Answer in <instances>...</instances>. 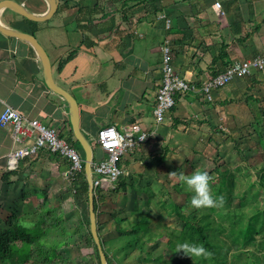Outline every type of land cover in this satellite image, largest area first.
Returning <instances> with one entry per match:
<instances>
[{"label": "crops", "instance_id": "crops-1", "mask_svg": "<svg viewBox=\"0 0 264 264\" xmlns=\"http://www.w3.org/2000/svg\"><path fill=\"white\" fill-rule=\"evenodd\" d=\"M16 1L33 13L47 9L44 0ZM215 1L221 3L223 15L215 13ZM59 9L58 19L51 20L52 16L45 21L2 9L0 22L49 44L50 53L45 51L53 79L75 98L79 127L92 145L93 158L102 156L94 148L102 126L111 124L122 132L137 124L152 133L144 144L123 156V176L112 187L121 195L119 199L125 200L131 192L144 195L148 186L161 191L152 186L168 185L167 171L175 162L181 167L189 138L203 135L210 139L219 128L228 127L234 134L240 127L246 130L250 111L244 98L264 100V70L253 71L215 90L213 101H206L200 91L178 93L162 123L153 117L162 80L163 45H169L174 72L200 88L226 64L262 51L264 0H59L54 14ZM69 54L72 57L58 69L60 60ZM4 104L58 129L65 139L76 140L68 105L45 85L34 49L0 32V111ZM31 142L32 137L15 141L11 127L0 126V220L44 195L61 199L64 210L68 201L80 200L66 176L69 166L62 156L41 149L22 157L16 168L8 167L7 154ZM80 154L84 158L82 149Z\"/></svg>", "mask_w": 264, "mask_h": 264}, {"label": "trees", "instance_id": "trees-1", "mask_svg": "<svg viewBox=\"0 0 264 264\" xmlns=\"http://www.w3.org/2000/svg\"><path fill=\"white\" fill-rule=\"evenodd\" d=\"M224 49L222 45L221 52ZM71 57L72 54H69L60 60L58 69ZM244 100L252 109V103L258 105L259 115L255 112L254 122L250 125L254 127L257 144L264 153V100L251 96H246ZM60 135L64 137V134ZM66 140L76 150H81L76 140ZM235 149L240 153L237 145ZM83 165L82 161L78 180L72 185L80 199L75 200L73 214L65 215L61 199L54 201L44 195L40 201H29L27 208L13 210L0 220V264H66L68 259L64 251L82 242L83 228L87 229L93 247L90 264H100L89 230ZM179 166L175 162L167 171L170 186L168 184L161 191H154L148 186L143 190L141 204L138 203L130 211L117 210L118 214H128V217L110 215L114 224L121 223V226H116L118 228L111 238L103 239L101 236L99 207L103 202L117 205L113 195L118 190H102L103 196L98 195V191L95 193L97 232L108 264L112 261L117 264H264V200L261 199L264 193V163L250 166L246 162L230 167L215 161L213 168L207 171L210 191L214 197L222 196L223 200L218 201L216 206L200 208L191 205L194 193L182 180L181 176L185 173ZM191 170L192 174L204 169L196 165ZM175 220L179 226L173 225ZM185 241L203 244L211 254L199 257L185 254L177 248ZM158 243H162L163 248L155 252ZM110 246L114 250L112 253L107 251Z\"/></svg>", "mask_w": 264, "mask_h": 264}, {"label": "built area", "instance_id": "built-area-1", "mask_svg": "<svg viewBox=\"0 0 264 264\" xmlns=\"http://www.w3.org/2000/svg\"><path fill=\"white\" fill-rule=\"evenodd\" d=\"M217 15H223L221 3L215 1L212 5ZM160 17L164 18V15ZM169 26V19L165 18ZM264 70V44L262 51L250 58L235 60L223 71L205 79L200 88L193 83L184 81L174 72L171 64L170 48L167 42L162 47V80L156 92L153 107V117L157 124L163 122L165 114L175 105V95L189 91H200L206 101L213 100V92L232 82L235 78L251 75L253 71ZM0 126H10L15 141L23 142L32 137L28 146H22L7 154V165L10 169L17 167L19 160L26 155H35L41 149L59 154L68 162L66 176L74 184L78 180L82 158L78 151L60 135L59 130L46 126L36 118L21 113L8 104L0 111ZM151 132L142 130L137 124L127 126L122 132L114 125H105L98 129L94 139V148L101 151L102 156H94L91 162L93 193L98 190H108L113 187L124 170L121 166L123 156L134 148L144 144ZM97 197V195H96Z\"/></svg>", "mask_w": 264, "mask_h": 264}, {"label": "rangeland", "instance_id": "rangeland-1", "mask_svg": "<svg viewBox=\"0 0 264 264\" xmlns=\"http://www.w3.org/2000/svg\"><path fill=\"white\" fill-rule=\"evenodd\" d=\"M60 15V9L57 11L56 14L53 15L51 20H56L59 18ZM37 38V37H36ZM39 43L42 45L44 49L49 51L50 53V47L49 44L42 39V37H39ZM213 101V100H212ZM254 108L249 107L250 113L249 115V121L244 122V125L246 127V130H248L251 135L246 130H243V127L239 128V131L234 134L233 131L227 127V129H220L219 131H216V134H214L213 137L210 139H207L206 137H203V135L200 136H194L191 139L189 138L188 141L191 143L190 145H184V154H183V160L181 165L182 173H185V175L191 174V169L194 166H201L205 171H210L213 166L214 162L217 161L219 163H226V165L233 167L237 164H243L246 163L250 166L253 164H262L264 163V153H262L261 147L259 144H257L258 138L256 137V133L254 130V127L250 125V123H253L255 118V112H258V105L256 103H252ZM252 114V115H250ZM247 121V120H245ZM218 124H221V121H219ZM223 124V123H222ZM223 127V125H222ZM254 132V134H252ZM264 132V128H263ZM89 138L92 140V137L89 136ZM226 140H229L226 142ZM238 146V150H240V153L237 152L235 149V146ZM78 153H81L80 149H77ZM246 161H244V160ZM212 175H215L212 173ZM254 179L255 177L252 176ZM171 185V180L168 183ZM71 186V185H70ZM156 190H162L165 186L163 185H154L152 186ZM104 191L98 190V195H102ZM121 194V193H120ZM124 195V194H122ZM116 197L118 205H114V203L111 202H103L99 207V214H98V222H99V228L100 233L103 239L110 238L115 234V230L121 224H114L112 221H110V215H119L120 216H126L128 217V214L119 213L117 210L120 211H130L131 209L136 207L138 203L143 202L144 195L139 194V196L136 195V193L131 192L127 193L126 199H122L119 197V194L113 195ZM119 196V197H118ZM181 198V196L178 197V200ZM262 201L264 200V193L261 194ZM74 202L71 200L65 204V210H67V215H71L73 213L71 208H73ZM29 202H25L24 207H28ZM116 206V207H115ZM85 209L83 210V213L85 215ZM103 214H106L103 216ZM71 217V216H70ZM2 220V219H1ZM172 222V221H171ZM173 225L179 226V222L177 220L174 221ZM118 226V227H115ZM83 239L82 244L78 245L76 248L72 250V248H67L66 251H64V255L68 256L70 258V262L67 261L66 264H90L91 259L90 255L93 253V247L89 238V234L86 228H83ZM75 238V237H74ZM163 242V239L160 240ZM153 247V246H152ZM160 248H163L162 243H158V245L154 248L155 252L159 251ZM107 251L109 253H112L114 250L112 247H107ZM71 258H74L71 260ZM111 264H117L115 261H112Z\"/></svg>", "mask_w": 264, "mask_h": 264}, {"label": "water", "instance_id": "water-1", "mask_svg": "<svg viewBox=\"0 0 264 264\" xmlns=\"http://www.w3.org/2000/svg\"><path fill=\"white\" fill-rule=\"evenodd\" d=\"M47 4V9L43 13H33L28 10L22 3L17 2L16 0H0V11L2 9H10L21 17L32 20V21H45L53 16L58 8L59 0H44ZM0 32L4 35L18 38L28 45H30L35 53L37 54L43 72V78L45 85L52 92L60 95L67 103L69 108V116H70V124L72 128V133L76 139V141L80 144L81 149L84 153L83 161V170L84 176L87 183V208H88V220H89V230L92 237V240L96 246L100 264H108L105 253L103 251V245L99 238L97 232V220L96 214L94 210V193H93V185H92V170H91V162L93 160V148L90 144L89 140L83 134L79 127V111L78 104L75 98L64 88L60 87L52 75V68L49 56L43 46L39 43L35 35L3 25L0 22Z\"/></svg>", "mask_w": 264, "mask_h": 264}, {"label": "clouds", "instance_id": "clouds-1", "mask_svg": "<svg viewBox=\"0 0 264 264\" xmlns=\"http://www.w3.org/2000/svg\"><path fill=\"white\" fill-rule=\"evenodd\" d=\"M186 186L193 191L191 197V205L196 208L200 207H213L216 206L218 201L222 202L223 197H214L210 191V176L205 170L194 171L191 175L181 176ZM178 250H183L185 254L192 257L209 256L211 253L205 248L203 244L183 242L177 246Z\"/></svg>", "mask_w": 264, "mask_h": 264}]
</instances>
